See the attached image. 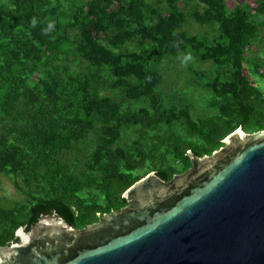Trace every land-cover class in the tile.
I'll list each match as a JSON object with an SVG mask.
<instances>
[{
  "label": "trees",
  "instance_id": "16d2710c",
  "mask_svg": "<svg viewBox=\"0 0 264 264\" xmlns=\"http://www.w3.org/2000/svg\"><path fill=\"white\" fill-rule=\"evenodd\" d=\"M60 1L0 0V87L4 90L0 115L18 121L21 117L14 110L22 105L26 109L22 120L27 123L0 132V174H21L29 186L40 181L45 192L38 193L29 206L0 208L2 246L18 242L20 228L30 230L42 214L53 211L76 228L92 224L98 214L127 205L124 193L150 172L169 181L191 167L189 151L212 154L240 127L246 132L264 130V91L245 70L246 54L264 25L258 21L264 18V1L254 8L239 4L229 10L225 0H165L166 9L161 0H74L75 13L67 20ZM188 13L198 24L215 25V39L207 42L182 30ZM76 29L71 41L70 30ZM141 40L151 44L148 52L125 50L126 44ZM69 41L81 62L109 70L117 78L105 82L121 87L127 99L141 105L127 107L101 96L91 87V80L97 79L91 74H72L66 80L63 70L68 67L53 60L66 52L62 48ZM181 51L199 54L218 67L212 87L219 113L208 120L196 122L188 108L175 111L160 100L161 75L149 64ZM99 71L96 74L101 76ZM32 76L38 78L34 84ZM66 84L71 87L66 89ZM74 87V93L68 94ZM177 123L184 126L187 137L174 132ZM163 125L172 128L169 138L150 135ZM131 126L140 138L123 148L118 141L123 128ZM10 130L15 137L11 138ZM92 132L99 134L100 143L89 154L85 181L54 171L59 157L85 143ZM149 136L151 143L141 140ZM162 145L167 149L162 150ZM169 155L183 168L169 164ZM148 163L151 170L142 176L140 169ZM43 166L48 169L40 176ZM84 186L97 190L103 201H88Z\"/></svg>",
  "mask_w": 264,
  "mask_h": 264
},
{
  "label": "water",
  "instance_id": "95a60500",
  "mask_svg": "<svg viewBox=\"0 0 264 264\" xmlns=\"http://www.w3.org/2000/svg\"><path fill=\"white\" fill-rule=\"evenodd\" d=\"M191 167L155 171L125 193L127 205L82 228L42 214L0 264H264V130L237 129Z\"/></svg>",
  "mask_w": 264,
  "mask_h": 264
},
{
  "label": "rangeland",
  "instance_id": "374dc122",
  "mask_svg": "<svg viewBox=\"0 0 264 264\" xmlns=\"http://www.w3.org/2000/svg\"><path fill=\"white\" fill-rule=\"evenodd\" d=\"M71 2L60 1L63 9H65V19L72 17L75 13V9L72 8ZM80 2H87V0H76ZM155 1V0H150ZM162 9H166L165 0H161ZM264 0H225V3L229 10L235 9L239 4H248L254 8L258 5V2ZM56 4V0H53ZM70 3V4H69ZM159 4V3H158ZM184 3L181 1L180 6ZM188 20L183 24L182 30L187 31L190 35L198 38H205L207 42L212 41L218 34V29L213 24H198L196 23L188 13ZM62 17H60L61 19ZM63 20V19H62ZM259 23L264 22V18L258 19ZM78 31L70 30L72 34V40L74 34ZM71 41L64 44L62 49L66 52H59L58 57L53 60L55 64L61 65V67H68L67 71H64V78L69 80V75H84L91 74L95 80H91V87L98 92L101 96H109L114 100L123 102L124 106L139 107L140 102L130 101L125 97L124 90L121 87L114 88L107 84L105 81L114 80L117 77L114 76L109 70L99 71L98 67L90 66L88 62H81V60L75 55V46ZM151 44L146 40L130 42L124 46L127 51H149ZM150 54V52L148 53ZM246 72L249 77L254 81L260 89L264 91V25L262 26L261 35L250 46L249 52L246 54ZM149 68L161 75V81L157 85V91L165 108L180 111L185 108L189 109V113L192 119L196 122L202 120H208L211 117L218 115V110L215 105L216 94L214 93L212 83L218 76V67L213 61H203L199 54L192 53V51H181L176 56L165 57L161 62H151ZM257 70L260 72L257 73ZM99 71L100 75L96 73ZM37 76L31 77V83L34 84L38 78ZM102 77V78H101ZM223 79V77L221 78ZM30 83V84H31ZM31 84V85H32ZM33 86V85H32ZM71 85L66 84V89ZM0 87V105L4 90ZM75 91V87L68 94L72 95ZM26 109L24 106H18L16 115L21 117L18 121L12 119H6L0 115V132H5V129L12 127V130L16 129L19 125H26L27 123L22 120L23 112ZM172 129L167 125H163L162 129L156 132H152L150 135H163V137L169 138L168 131ZM99 130V128H97ZM174 132L181 138L187 137V133L184 130V126L181 123L175 124ZM258 132V131H256ZM9 135L11 138L16 135L10 130ZM248 133H255L250 131ZM142 138L143 142L148 141L151 143V137ZM140 138L137 129L134 126L124 127L121 139L118 141V145L125 148L129 147L132 142ZM99 134L92 132L88 140L84 143L78 144L74 150L66 151L57 160V165L53 166V170H59L60 174L66 172L67 174L76 175L85 181L84 173H87V163L89 161L90 152L99 145ZM161 149H167V145H162ZM134 155H136L134 153ZM169 164H175L178 169H182L183 165L179 163L172 155H169ZM151 165L146 164L145 168L140 169V174L145 176L148 171L151 170ZM47 167L43 166L39 168L38 174L41 176L47 171ZM154 172V171H153ZM151 173V172H150ZM144 178V177H143ZM32 186H29L23 176L14 175L13 173L2 175L0 174V208L2 209H17L20 207L29 206L33 201V198L39 195H45L44 190L41 188L40 181H33ZM82 193L85 195L88 201L98 200L103 201V196L97 190L83 187Z\"/></svg>",
  "mask_w": 264,
  "mask_h": 264
}]
</instances>
